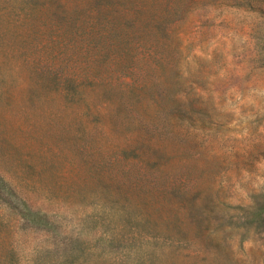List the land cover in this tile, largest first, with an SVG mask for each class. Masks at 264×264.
<instances>
[{"label": "rangeland", "instance_id": "obj_1", "mask_svg": "<svg viewBox=\"0 0 264 264\" xmlns=\"http://www.w3.org/2000/svg\"><path fill=\"white\" fill-rule=\"evenodd\" d=\"M0 264H264V0H0Z\"/></svg>", "mask_w": 264, "mask_h": 264}]
</instances>
